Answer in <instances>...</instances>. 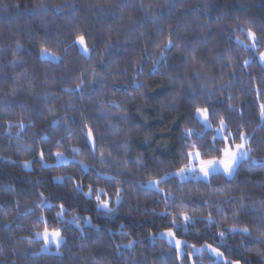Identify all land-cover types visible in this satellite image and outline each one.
Listing matches in <instances>:
<instances>
[{
	"label": "trees",
	"instance_id": "obj_1",
	"mask_svg": "<svg viewBox=\"0 0 264 264\" xmlns=\"http://www.w3.org/2000/svg\"><path fill=\"white\" fill-rule=\"evenodd\" d=\"M262 53L264 0H0V264H264ZM197 107L248 137L233 178L164 179L221 155ZM40 216L60 252H40Z\"/></svg>",
	"mask_w": 264,
	"mask_h": 264
},
{
	"label": "snow or ice",
	"instance_id": "obj_2",
	"mask_svg": "<svg viewBox=\"0 0 264 264\" xmlns=\"http://www.w3.org/2000/svg\"><path fill=\"white\" fill-rule=\"evenodd\" d=\"M247 35L252 39V46L255 47L256 45V34L251 29L247 30ZM78 42L81 45H84V38L78 37ZM169 45L171 44V40H169ZM86 50V49H85ZM43 51H47V49H44ZM261 60H264V53L261 54ZM247 63V61H245ZM196 116L195 118L199 120L203 127L205 129L211 127V122L208 117V110L207 108H199L197 107L195 109ZM264 115V113H262ZM21 127L23 125H20ZM227 125L223 119L220 120V128L216 131L220 134L221 138L224 141L225 146L222 149H216L215 144L213 143V150L220 152V157L216 158L213 157L211 159H201V152L199 150L194 151H187L186 156L190 163L185 164L183 167H181L177 175H180L181 177L186 176L188 173H194L197 176L200 174H203L204 177L210 176L212 173L219 174L221 171H223L224 174L231 177L234 172L236 171L239 164L244 160L249 158V152L250 149H248L245 145L247 143L248 137L244 133H238L239 139L242 141L239 144H229V139L235 140V137L231 136H224L223 133L226 130ZM89 137L92 136V132L89 129L88 132ZM198 136L201 140L204 138L205 133L200 132L196 133L191 128H185L184 129V138L186 141L191 140L192 136ZM216 137H213V141H215ZM192 149H196V144L192 143L190 145ZM61 154L57 153V156L59 157ZM41 158H43V153L41 152ZM28 162H25V167H28ZM150 183H153L155 185H159L160 181H150ZM79 187V186H77ZM92 189H89V194L92 193ZM103 192V190H99ZM96 200L98 203V207L102 209H106L108 211H111V208L109 207V201L108 200H101L100 195L96 196ZM117 202H119V195L117 194ZM47 204V202H44ZM60 212L56 214L57 218L63 217L64 214V207L63 205H60ZM184 219L187 220L188 217L184 216ZM79 222V217H74L71 223H77ZM37 223H42L44 225L43 232H36L35 236L40 237L43 239L44 242V248L42 250H46L52 245H55L57 249L60 248L61 244L64 242V237L60 230L53 228L51 231H49L48 222L43 217H37ZM264 227V225H262ZM235 231V229H233ZM244 232H248V229L245 228L243 230ZM169 236H173V233H169ZM223 236V233L220 234ZM171 242V241H170ZM181 242L179 240L176 241V246L179 248ZM194 247V246H193ZM208 248L216 254L217 257H222L223 253H220L218 249H214L211 247V245H208ZM197 251H203V249H197ZM229 264H236V262H229Z\"/></svg>",
	"mask_w": 264,
	"mask_h": 264
},
{
	"label": "rangeland",
	"instance_id": "obj_3",
	"mask_svg": "<svg viewBox=\"0 0 264 264\" xmlns=\"http://www.w3.org/2000/svg\"><path fill=\"white\" fill-rule=\"evenodd\" d=\"M250 40H251V45H250V46H251L254 50H256V45H255V47H253V46H252V39L250 38ZM77 43H78V46H79L80 50L82 51V53L88 55V54H89V50H88V48H87V46H86L85 41H84V45H81L79 42H77ZM85 49H86V50H85ZM41 56H42L43 59H47V60H51V61H55V62L59 61V59H60V57H59L58 55H56V54H54V53H52V52H50V51H48V50H47V51H42V55H41ZM188 57H189V59H190V58H191V55L189 56V54H188ZM259 61H260V62L262 63V65L264 66V60H261V55L259 56ZM208 117H209V120H210V122H211L209 111H208ZM201 124H202V123H201ZM219 128H220V126L217 127V128H214L213 125H212V123H211V127H210V128H207V129H205V130H206V131H208V130H214V131L216 132V136H217L218 138H221L220 134L216 131V130L219 129ZM226 131H227V128H226V130H225L224 133H223L224 136H227V135H226ZM241 142H242V141H241ZM241 142H238V143H237V142H233V143H231L230 140L228 141L229 144H239V143H241ZM90 143L92 144V146L95 145L94 139H93L92 137L90 138ZM248 143H249V141L247 140V143H246L245 146H246L248 149H250ZM250 158H251V149H250V152H249V158H248V159H244L242 162H244V161H246V160H249ZM201 159H203L202 156H201ZM242 162H241V163H242ZM189 163H190V162H189ZM241 163L239 164V166L241 165ZM239 166H238V167H239ZM238 167H237V169H238ZM237 169H236V171L234 172V174H233L231 177H229V176H227L226 174H224L223 171H221L219 174H222V175L226 176L227 178H233V177L236 175ZM177 172H178V171H177ZM177 172H173V173L167 175L164 179H167V178H169V177L175 176V177H177V178H178L180 181H182V182H184V181H188V180H190V179H193V180H203V181H208L212 176L217 175V173H212L210 176H208V177H204L203 174H200L199 176H197V175L194 174V173H188L186 176L181 177L180 175H177V174H176ZM148 187H150V188H154V189H159V185H155V184L150 183V182L148 183ZM49 231H51V230H49ZM40 232H43V231H40ZM169 233H173V232H171V231H165V232H162V233L160 234V236L163 237V238H165V239L168 241L169 244L175 246V247L178 249L180 255L182 256V255L184 254V248H185V247H184V244H185V242H184L183 240L177 238V237L175 236L174 233H173V234H174L173 236H169V235H168ZM34 239H35V240H38V241H40V242H42V243H41V246H40V249H41L40 252H41V253H58V252H60V248L62 247V245H63L64 242H65V238H64V242L61 244V246H60L59 249H57V248L55 247V245H52V246H50L49 248H47L46 250H42V249L44 248V242H43V239L40 238V237H36V236H34ZM177 240H179V241L181 242L179 248L176 246V241H177ZM170 241H171V242H170ZM211 247L214 248V249H218V248H216V247L213 246V245H211ZM197 249H203V251H197ZM218 250H219L220 253H222V251H221L220 249H218ZM203 252H208V253L211 254V255H212L217 261H226V260H225V257H224V254H223L222 257H217L216 254L213 253V252L208 248V245H205L203 248H196V249H195V253H194V255L197 256V255H199V254H202ZM236 264H238V263H236Z\"/></svg>",
	"mask_w": 264,
	"mask_h": 264
}]
</instances>
